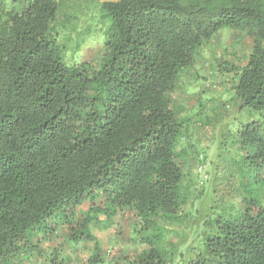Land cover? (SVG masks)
<instances>
[{"label": "trees", "instance_id": "trees-1", "mask_svg": "<svg viewBox=\"0 0 264 264\" xmlns=\"http://www.w3.org/2000/svg\"><path fill=\"white\" fill-rule=\"evenodd\" d=\"M13 1L0 0V264H17L55 219L69 241L93 242L96 264L87 220H72L83 202L107 218L132 209L148 246L133 264H167L159 221L180 219L187 124L171 94L198 49L230 28L252 40L246 64L229 68L238 108L264 115V0H103L98 67L65 62L52 34L61 0ZM262 126L236 131L250 166L244 210L206 220L201 250L183 264H264Z\"/></svg>", "mask_w": 264, "mask_h": 264}, {"label": "rangeland", "instance_id": "rangeland-1", "mask_svg": "<svg viewBox=\"0 0 264 264\" xmlns=\"http://www.w3.org/2000/svg\"><path fill=\"white\" fill-rule=\"evenodd\" d=\"M101 1L61 0L52 34L68 65L88 62L99 66L106 25L98 9ZM5 2L11 7L18 5L13 0ZM251 47L252 40L244 33L223 28L198 49L171 94V108L179 118L187 119V124L177 146L185 150L179 160L184 173L180 219L159 221L164 228L162 247L167 264H183L201 250L202 236L210 229L206 220L217 214L236 215L245 208L246 193L241 185L245 179L240 173L248 179L250 166L249 159L242 158L236 131L252 119L260 120L264 129V115L238 108L234 92L237 76L229 68L244 66ZM258 188L264 195V180ZM89 206L88 202L80 204L72 220H87L100 247L96 264H133L148 249L136 233L140 220L132 209L124 208L107 218ZM201 206L200 214L209 216L205 220L199 216ZM31 241L33 246L20 254L17 264H91L93 242L69 241L68 229L58 219ZM171 252L183 254L184 259L173 258Z\"/></svg>", "mask_w": 264, "mask_h": 264}]
</instances>
